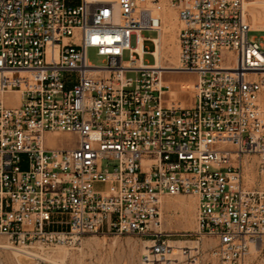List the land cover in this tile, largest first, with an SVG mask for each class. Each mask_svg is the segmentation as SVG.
Wrapping results in <instances>:
<instances>
[{
  "label": "built area",
  "instance_id": "2783aa9c",
  "mask_svg": "<svg viewBox=\"0 0 264 264\" xmlns=\"http://www.w3.org/2000/svg\"><path fill=\"white\" fill-rule=\"evenodd\" d=\"M166 7L179 19L167 70L197 76L191 106L165 104L152 66ZM256 8L0 0V234L33 253L131 234L147 242L142 264H264V49L248 37L264 32L251 27ZM61 132L76 144H47ZM175 195L196 198L192 247L162 227V198Z\"/></svg>",
  "mask_w": 264,
  "mask_h": 264
},
{
  "label": "rangeland",
  "instance_id": "374dc122",
  "mask_svg": "<svg viewBox=\"0 0 264 264\" xmlns=\"http://www.w3.org/2000/svg\"><path fill=\"white\" fill-rule=\"evenodd\" d=\"M76 2L78 3L79 0H76ZM168 10H172V12L177 15L173 8L166 7L165 12ZM256 10L264 14L260 7L257 6ZM144 35L155 37L157 33L155 31H149L144 32ZM248 37L249 39H258L261 41L264 49V32L251 31ZM144 44L147 50H152L154 47L152 41H146ZM132 45H135L134 37L132 38ZM173 46L175 47V45ZM168 50L166 54L171 55L172 51L170 49ZM176 52L178 55V51ZM87 56L92 63L101 64V58L96 55L95 49L90 48L87 52ZM128 58L129 54L126 51L124 53V60ZM145 61L149 64L154 62L153 57L149 54L145 55ZM166 62H168V60H166ZM164 72V78L171 81L173 86H176H172V91L169 93V96L189 101L192 93L190 85L184 86L183 84L189 82L190 79L193 80L196 75L186 72L167 71V69H165ZM8 102L9 104H14L17 101L10 99ZM76 142V135L69 132L47 134V144L50 146L68 147L74 146ZM254 176L255 173L253 171L249 172L250 178ZM189 197V195L164 197V209L161 211V215L162 227L166 232L172 233L170 238L176 241L174 244L178 245L180 243V246L185 245L187 247H192L197 238L196 208L192 200L196 198L191 196L192 199H190ZM0 244H8L10 246L8 248L0 247V264H142V254L146 250L147 242L131 234L107 236L86 234L82 237L81 243L74 247L57 246L43 252L36 251V257L30 255H16L11 248L13 245L8 241L7 237L1 234ZM64 250H66V254L63 253ZM60 251L61 254L59 253ZM48 256H52V258L55 259L51 260Z\"/></svg>",
  "mask_w": 264,
  "mask_h": 264
},
{
  "label": "bare ground",
  "instance_id": "6f19581e",
  "mask_svg": "<svg viewBox=\"0 0 264 264\" xmlns=\"http://www.w3.org/2000/svg\"><path fill=\"white\" fill-rule=\"evenodd\" d=\"M254 4L260 7L264 12V0H254ZM250 13L252 17L251 27L257 30H264V14H262L261 11H258L256 9L250 10ZM178 25H179L178 16L174 12H172V10H168L167 12H165L163 32L161 33L160 38L157 40L156 50L153 51L156 57V63L152 64L154 68H158L160 70L161 75H163L165 69L171 68L177 63L178 55L176 54L177 53L176 51L179 50V45L177 42V33L179 28ZM173 45H175V47ZM168 49L172 51L171 55L166 54L168 53L167 51H169ZM166 60H168V62H166ZM246 178L248 179V181L253 179L249 177V172H247ZM163 199L164 197L162 198V211L164 209ZM0 247L8 248L10 246L8 244L7 245L0 244ZM11 248L13 249L16 255H36V253H33L31 250L25 247L11 246ZM59 253L61 254V251ZM63 253L66 254L67 253L66 250H64ZM48 257L51 260L55 259L52 258V256H48Z\"/></svg>",
  "mask_w": 264,
  "mask_h": 264
},
{
  "label": "crops",
  "instance_id": "0c3cea01",
  "mask_svg": "<svg viewBox=\"0 0 264 264\" xmlns=\"http://www.w3.org/2000/svg\"><path fill=\"white\" fill-rule=\"evenodd\" d=\"M164 73L162 75V83H163L165 91H166L165 94H164L165 104L167 105V104H171L172 103V104H174L175 106H178V107H186V106L193 105L195 103V101H196L195 92H194V83H195V81L197 79V76H195V78H193V80L190 79L189 82H187L186 84H183L184 86L190 85V89L192 91L191 96H190L191 97L190 100L189 101H185L183 99H178V98L176 99V98H172V97L169 96V93L172 91L173 84H172L171 81H169V80L164 78ZM184 86H180V87H184ZM173 87H176V86H173ZM189 198L192 199L191 196ZM192 200L194 201V206L196 208V199H192Z\"/></svg>",
  "mask_w": 264,
  "mask_h": 264
}]
</instances>
